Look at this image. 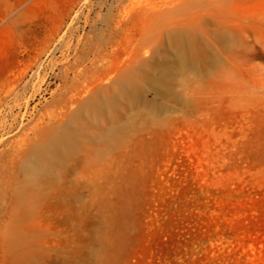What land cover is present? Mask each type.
Here are the masks:
<instances>
[{
    "label": "rangeland",
    "instance_id": "obj_1",
    "mask_svg": "<svg viewBox=\"0 0 264 264\" xmlns=\"http://www.w3.org/2000/svg\"><path fill=\"white\" fill-rule=\"evenodd\" d=\"M259 64L264 0H0V264H264Z\"/></svg>",
    "mask_w": 264,
    "mask_h": 264
},
{
    "label": "bare ground",
    "instance_id": "obj_2",
    "mask_svg": "<svg viewBox=\"0 0 264 264\" xmlns=\"http://www.w3.org/2000/svg\"><path fill=\"white\" fill-rule=\"evenodd\" d=\"M250 42H252V41H250ZM253 43V42H252ZM249 46H250V44L249 43H247ZM247 45V46H248ZM246 46V47H247ZM252 46V45H251ZM253 47H254V45L252 46V49H253ZM256 47V46H255ZM245 49V48H244ZM246 49H248V47L246 48ZM245 49V50H246ZM244 50V51H245ZM253 50H257L256 48L255 49H253ZM245 52H247V51H245ZM256 53L252 56V59H254L255 57H260V54H259V52L258 51H255ZM258 52V53H257ZM195 52L193 51V50H188V49H183V50H180L179 51V53H178V59L181 61V62H183L184 64L185 63H187V62H189V61H191V59L193 60V55H195L194 54ZM250 53H252V52H250ZM254 53V52H253ZM247 56H248V54H246ZM247 56H245V57H247ZM249 57V56H248ZM251 59V60H252ZM250 60V59H249ZM253 61V60H252ZM254 62H255V60H254ZM262 64H259V65H253V69L255 70V69H259V70H262V71H264V67L263 66H261ZM136 92V84H135V81H133V80H129L126 84H125V87H124V94L125 95H127V94H129V93H135ZM70 142H71V140H70V138H68V137H63L60 141H58L57 143H54L53 144V146L54 145H59L64 151H67V148H68V146H69V144H70ZM59 147V148H60Z\"/></svg>",
    "mask_w": 264,
    "mask_h": 264
}]
</instances>
